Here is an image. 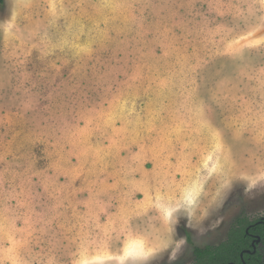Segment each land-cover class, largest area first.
<instances>
[{"label":"rangeland","instance_id":"1","mask_svg":"<svg viewBox=\"0 0 264 264\" xmlns=\"http://www.w3.org/2000/svg\"><path fill=\"white\" fill-rule=\"evenodd\" d=\"M243 215L264 216V0L0 3V264L180 238L193 264Z\"/></svg>","mask_w":264,"mask_h":264},{"label":"trees","instance_id":"2","mask_svg":"<svg viewBox=\"0 0 264 264\" xmlns=\"http://www.w3.org/2000/svg\"><path fill=\"white\" fill-rule=\"evenodd\" d=\"M256 235L261 241L254 250ZM193 255V264H264V216L254 220L244 215L238 217L225 241L203 247L194 245Z\"/></svg>","mask_w":264,"mask_h":264},{"label":"clouds","instance_id":"3","mask_svg":"<svg viewBox=\"0 0 264 264\" xmlns=\"http://www.w3.org/2000/svg\"><path fill=\"white\" fill-rule=\"evenodd\" d=\"M180 208H167L164 210L165 218L171 222L172 218L176 217V223L178 222L177 213L180 212ZM185 243L184 238L174 240L173 244L161 242L156 247L147 246L141 242L134 247L127 248L123 255V264H150L153 258L161 255V253H168L169 264H174L178 259L180 249Z\"/></svg>","mask_w":264,"mask_h":264},{"label":"flooded vegetation","instance_id":"4","mask_svg":"<svg viewBox=\"0 0 264 264\" xmlns=\"http://www.w3.org/2000/svg\"><path fill=\"white\" fill-rule=\"evenodd\" d=\"M261 222V221H260ZM230 230V229H229ZM248 232V231H247ZM228 236V235H227ZM258 238H260V240L258 241ZM261 241V237L256 235V238L253 240V243H252V246L254 247V250L256 248V243H259ZM203 247V246H201ZM193 249H194V246H193ZM193 261H194V255H193Z\"/></svg>","mask_w":264,"mask_h":264},{"label":"water","instance_id":"5","mask_svg":"<svg viewBox=\"0 0 264 264\" xmlns=\"http://www.w3.org/2000/svg\"><path fill=\"white\" fill-rule=\"evenodd\" d=\"M260 240V238H258V241ZM245 264V263H244Z\"/></svg>","mask_w":264,"mask_h":264}]
</instances>
